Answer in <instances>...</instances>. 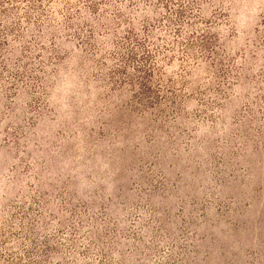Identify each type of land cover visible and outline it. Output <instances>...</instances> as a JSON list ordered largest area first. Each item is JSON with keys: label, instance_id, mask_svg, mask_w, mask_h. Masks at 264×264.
<instances>
[{"label": "rangeland", "instance_id": "obj_1", "mask_svg": "<svg viewBox=\"0 0 264 264\" xmlns=\"http://www.w3.org/2000/svg\"><path fill=\"white\" fill-rule=\"evenodd\" d=\"M110 3L0 0V150L18 161L0 166V264H222L221 250L264 230V20L222 31L218 10L196 19L200 0H155L168 15L145 17L141 38L118 29L152 0L107 16ZM165 20L177 35L205 26L168 77L173 104H119L89 124L57 112L46 69L73 45L114 44L135 90L174 51L141 55Z\"/></svg>", "mask_w": 264, "mask_h": 264}, {"label": "clouds", "instance_id": "obj_2", "mask_svg": "<svg viewBox=\"0 0 264 264\" xmlns=\"http://www.w3.org/2000/svg\"><path fill=\"white\" fill-rule=\"evenodd\" d=\"M128 0L119 4L117 0L106 4L109 9L107 16L113 15L117 9L122 10ZM139 11L130 10L131 24L121 23L119 32L126 33V29L135 26V31L141 38L145 37L143 31L145 17L153 22L157 18L168 15L167 11L161 6L155 8V0L151 4L138 5ZM223 13V20L217 21L213 12ZM101 12L104 8L100 9ZM196 19L209 18L217 21L220 30H228L235 25L240 29H245L251 24H258L264 20V0H200V7L194 10ZM180 25L168 27V21H164L163 30L156 28L154 35L147 37L150 43H145L144 48L147 52H141L142 56L148 53L155 54L157 45H169L174 51L164 55H154V59L149 61L155 64L153 71H145L143 78L136 82V89L130 90L132 85L119 79L120 64L114 57L116 47L109 42L103 49H91L86 43H81L77 48L75 45L69 50V55L62 57L56 65L47 68V93L50 103H54L56 110L61 114H79L82 123L89 124L95 120L105 118L119 104L127 103L129 106L136 105L144 109H157L161 105H171L174 97L168 84V77L172 75L174 69L180 67V56L185 54L184 48L188 43V37L192 31L199 32L205 26L203 23H194L190 29L187 24L182 27V33L177 35L176 29ZM216 29L214 28L213 31ZM243 35V31L240 32ZM98 37V34H97ZM158 37H164L159 40ZM104 39V38H99ZM184 43L181 44L180 42ZM154 42V43H152ZM139 51V49H137ZM175 55L177 59L168 65L165 56ZM188 57L185 56V60ZM107 65V67H106ZM135 71V69H128ZM102 73L104 75H102ZM115 77V78H114ZM153 79L154 83H149ZM175 82V81H174ZM39 93L37 97L39 98ZM146 97L147 99H141ZM15 151V150H13ZM18 163L5 155L0 150V166H11ZM3 189H0V193ZM222 264H264V230L259 232L249 231L245 238L231 244L227 249L221 250Z\"/></svg>", "mask_w": 264, "mask_h": 264}]
</instances>
